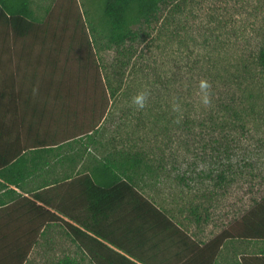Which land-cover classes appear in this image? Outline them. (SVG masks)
<instances>
[{
	"label": "rangeland",
	"instance_id": "rangeland-1",
	"mask_svg": "<svg viewBox=\"0 0 264 264\" xmlns=\"http://www.w3.org/2000/svg\"><path fill=\"white\" fill-rule=\"evenodd\" d=\"M32 1L35 15L46 31L39 39L16 38L11 32L8 39L2 36L0 53L8 52L0 54V92L3 80L11 73L15 75L20 70L16 75L19 89L21 83L30 85L28 76L32 72L36 75L32 98L46 100V95L39 93L44 66L50 67L46 68L49 73L57 65L56 80L64 71L66 80L75 81L79 58L87 57L85 51H80L82 39L86 38L89 48V36L94 40L92 59L97 61L104 82L122 85L117 97L108 95L106 119L98 132L84 138L86 144L93 145V155L104 160L118 152L142 154L145 162L140 173L145 175L136 176L138 190L162 208L178 205L190 211L203 202L221 224L228 221L224 218L227 212L233 215L247 206V194L260 179H252L248 172H264V98H238L240 109L246 107V100H251L254 111L238 122L245 129L234 130L235 141L229 154L224 151L226 146L215 142L219 136L210 130V118L219 115L218 120L224 121L228 117L218 113L217 102L222 98H212L213 87H224L223 78L234 72L239 56L245 53L251 57L264 40V0H182L181 11L169 15L171 22L165 21L151 36H142L120 49L108 48V40L101 34L98 7L103 0ZM216 4L225 6V11H219L217 20L210 23L208 14ZM93 66L95 72L97 68ZM256 83L264 88V81ZM215 93L219 96V90L215 89ZM50 97L52 110L59 108ZM82 102L76 106L78 114L69 120L66 111L53 112L48 106L45 120L39 118L38 138L49 133L63 142L74 136L73 130L80 134L78 127L91 117L90 113L85 116ZM61 113L63 122L56 117ZM53 117L59 124L49 125ZM88 165L86 160L84 166ZM222 170L234 179L227 187L216 189L206 176ZM235 171L239 173L234 177ZM241 200L243 206L239 205ZM67 258L74 261L72 264H92L66 232H57L48 245L34 251L28 264H65Z\"/></svg>",
	"mask_w": 264,
	"mask_h": 264
},
{
	"label": "trees",
	"instance_id": "trees-1",
	"mask_svg": "<svg viewBox=\"0 0 264 264\" xmlns=\"http://www.w3.org/2000/svg\"><path fill=\"white\" fill-rule=\"evenodd\" d=\"M180 1L182 0H103V5L98 7L101 13V24L99 26L101 34L108 40L107 47L120 49L127 43L136 42L142 36H151V32L155 31L160 24H164L165 21L171 22L172 18L169 15L174 16L175 11H181L183 2ZM221 4H216L211 8L208 14L210 23L217 20L215 15L220 14L219 11H225V6H221ZM32 5V0H0V28H4L2 33L0 31L1 41L4 40L2 36L9 38V32L13 33L16 38H28L30 36L36 39L40 38L42 31L45 32L46 30L43 29L44 23H42V20L36 17ZM241 9L244 10L245 7L242 6ZM87 42L89 48H86V38L82 39L80 51H85L87 57L85 59H82L83 57L79 58L80 63L75 81L73 79L66 80L67 76L64 74L67 73L64 71L61 77L56 80L58 76L57 65L55 64L53 69H49V73L46 68L50 67L48 65L44 66L43 82L39 87V93L42 96L45 94L47 97L44 101L40 102L39 98H32L36 80V75H32V72L28 76L31 82L30 85L27 86L21 83L19 89L16 87V75L19 76L20 70H17L15 75L11 73L3 80V89L0 92V160L4 168L9 167L14 159L20 158L23 154V150L15 148L10 141L12 137L11 127L16 117L19 116L18 112L22 111L24 113L22 122L26 120L28 115L32 116L35 124L39 118L45 120L48 114V106L49 110H52L51 102L48 100L51 98L50 96H53L57 102L56 104L60 106L52 111L60 112L63 109L67 113L65 115L68 120L71 119L69 117L78 114L76 106L81 101H83L82 106L86 112L85 116L90 113L91 117L89 121L86 120L82 126L78 127L80 134L73 130L74 136L68 137L63 142H58L55 134H44V142L39 141L43 145L37 146L43 147L41 150L36 151L38 156L41 157V154L44 153L52 157L55 152L58 154V152L64 150V143L69 148L76 144H85L87 147L82 153L88 152L90 146L84 142L86 140L84 138L98 132L103 123L102 121L106 119L109 97H117L121 92L122 85L114 86L110 80L104 82L98 72L97 61L92 59L94 56L92 45L94 40L88 36ZM8 45L10 44L8 43ZM4 52H8V50L0 54L2 55ZM50 61L52 60L47 62L51 64ZM93 65H96L97 68L95 72ZM224 80V87L219 85L213 87L212 98H222L217 102L220 106L218 107V113L220 111L224 112L228 117L221 121L218 120L219 115L212 116L210 118V122H212L210 130L213 134L219 136L215 139V142L221 144L222 147L226 146L227 148H224V151L229 154L233 149L231 144L235 141L234 130L241 128L244 132L245 129V126L238 124V122L245 120L244 117L250 116V113L254 111V103L251 100H246V107L240 109L238 98H264V88H259L256 83H259L260 80L264 81V40L257 52L251 57L245 53L239 56L234 72L223 78ZM213 81V83L216 82V80ZM215 89L219 90V96L215 93ZM86 92L87 94H84ZM83 98H87V100ZM62 116V113L56 116L59 117L60 122H63ZM54 117L51 118L53 123L50 120L48 122L51 126L59 124L54 120ZM7 118H11V123L7 122ZM62 124L60 123V126ZM35 129V132L38 131L36 132L37 138H35L37 141L40 129ZM222 147L219 146V148ZM230 158L231 156H228L229 160ZM86 160L89 163L86 166L88 170L82 174L81 180H85L88 185L84 187L83 193L85 196L90 197L87 211L93 215L96 222L92 226L87 221L68 214V217L81 225L84 230L65 222L68 226L66 233L82 252L90 258L92 264H135L107 243L123 249L124 234L122 232L138 233L141 225L148 223L145 217L151 216L152 212H158L154 203L142 194L137 187L136 176L145 175L140 173L145 162L144 156L142 154H131L130 152H118L108 159L99 160L98 156L90 153ZM57 165L58 163H55V166ZM213 173V171L211 174L208 173L206 178L212 180L216 186L226 180L228 171L222 170L216 174ZM56 209L59 210L57 207ZM107 211L114 213V221L110 222L111 217L107 214ZM161 215L163 214L161 213ZM52 216L60 219L54 214ZM163 217L167 220L164 215ZM225 237H227V233L216 240L218 247ZM73 262L69 258L64 261L65 264H72Z\"/></svg>",
	"mask_w": 264,
	"mask_h": 264
},
{
	"label": "crops",
	"instance_id": "crops-1",
	"mask_svg": "<svg viewBox=\"0 0 264 264\" xmlns=\"http://www.w3.org/2000/svg\"><path fill=\"white\" fill-rule=\"evenodd\" d=\"M23 114L18 112L10 140L23 154L9 167L4 168L0 160V264H28L38 247L48 245L57 232L67 231L65 222L84 230L68 214L92 226L96 222L87 211L90 197L83 193L88 183L81 180L93 145L92 152L83 154L80 150L86 149L85 144L69 148L64 143L59 155L43 153L40 157L36 151L43 148L37 146L43 145L44 137L36 141L34 133L41 122L35 124L31 115L22 122ZM248 173L260 179L247 194V206L233 215L227 212L224 218L228 221L218 224L215 213L203 202L186 211L178 205L162 208L148 198L158 212L145 217L148 223L140 224L138 233L122 232L123 249L107 244L135 264H264V172L259 175L251 169ZM233 179L227 173L226 180L216 186L209 180L217 189ZM107 214L114 221V213ZM226 233L218 247L216 240Z\"/></svg>",
	"mask_w": 264,
	"mask_h": 264
}]
</instances>
